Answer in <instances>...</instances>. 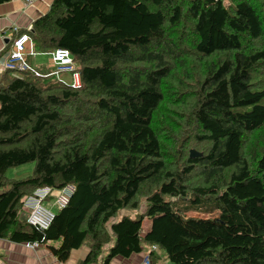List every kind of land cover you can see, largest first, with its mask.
I'll return each instance as SVG.
<instances>
[{"label":"trees","instance_id":"1","mask_svg":"<svg viewBox=\"0 0 264 264\" xmlns=\"http://www.w3.org/2000/svg\"><path fill=\"white\" fill-rule=\"evenodd\" d=\"M22 33L69 49L82 85L1 73L0 238L59 262L88 246L79 264L144 243L173 264H264V0H53ZM68 184L48 229L22 217L27 195Z\"/></svg>","mask_w":264,"mask_h":264},{"label":"crops","instance_id":"2","mask_svg":"<svg viewBox=\"0 0 264 264\" xmlns=\"http://www.w3.org/2000/svg\"><path fill=\"white\" fill-rule=\"evenodd\" d=\"M52 1L35 0L32 5H26L25 0H7L0 3V59L5 58L12 47L13 39L16 37L15 26L19 27L21 33L23 30L30 28L36 19L49 10ZM31 58L34 66H45L50 71L54 69L48 53H38ZM27 214L26 210H22L23 218L26 219ZM146 219L143 221V236L150 229V221ZM53 244L58 246L59 243ZM110 246L107 245L105 249ZM147 246H144L142 252L133 254L129 258L117 256L111 261V264H142L144 255L149 254ZM48 248L47 245H41L36 249H31L26 243L0 238V264H79L89 253V247L83 246L80 249L73 250L66 262H59ZM157 252L152 257L154 264H167L169 258L168 260L162 258V254ZM107 254L108 251L105 252L104 257ZM94 264H104V259L101 258L99 262Z\"/></svg>","mask_w":264,"mask_h":264},{"label":"built area","instance_id":"3","mask_svg":"<svg viewBox=\"0 0 264 264\" xmlns=\"http://www.w3.org/2000/svg\"><path fill=\"white\" fill-rule=\"evenodd\" d=\"M35 0H25L26 5H32ZM16 37L5 58L0 59V73L11 71L13 75L22 77L26 72H34L36 76L42 74L29 63V56H36L37 52L33 49V43L28 33H21L18 26H15ZM31 27L29 28V30ZM53 66L52 72L45 76H54L59 82L79 88L82 85L81 73L72 52L67 48H56L48 53ZM68 73L72 76V81L67 82L62 75ZM75 187L68 184L60 189H54L51 186L37 188L32 194L27 195L23 200V209L27 211L26 221L28 224L40 230H46L53 222L56 211L54 208H65L72 195ZM51 198L52 202L45 204ZM27 246L36 249L41 246L40 242H28ZM151 250L159 251L157 245H152ZM142 264H153L150 254H145Z\"/></svg>","mask_w":264,"mask_h":264},{"label":"rangeland","instance_id":"4","mask_svg":"<svg viewBox=\"0 0 264 264\" xmlns=\"http://www.w3.org/2000/svg\"><path fill=\"white\" fill-rule=\"evenodd\" d=\"M28 30H29V28H28ZM33 49H34V46H33ZM37 54H38V52H37ZM30 57H34V56H30ZM62 77L67 82H71L72 81V76L70 74H68V73H64L62 75ZM34 167H35V163L34 162H30V163H27V164H24V165H21V166H18V167L9 168L7 170V172H6V176H7V178L12 179V180L26 179V178H28L29 176H31L33 174ZM51 202H52V200H51V198H49L45 202V204L51 203ZM54 210L56 211L57 208H54ZM123 214H124V211L120 212L119 217H122ZM216 215L217 214L205 216L204 214L197 213V212H191V213L188 214V216H194V217H214ZM144 245L147 246L146 243H144ZM149 249H150V246L148 245L147 246V250L149 251ZM157 253L162 254V258H166L168 260L169 257H168V254L165 251L159 250ZM167 264H173V263L170 260H168Z\"/></svg>","mask_w":264,"mask_h":264},{"label":"water","instance_id":"5","mask_svg":"<svg viewBox=\"0 0 264 264\" xmlns=\"http://www.w3.org/2000/svg\"><path fill=\"white\" fill-rule=\"evenodd\" d=\"M201 155H202V153L196 151L195 149H192L191 152H190V156L191 157H199Z\"/></svg>","mask_w":264,"mask_h":264}]
</instances>
